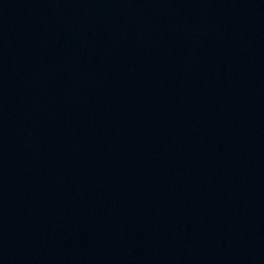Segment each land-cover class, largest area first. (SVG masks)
Masks as SVG:
<instances>
[{
    "label": "water",
    "instance_id": "water-1",
    "mask_svg": "<svg viewBox=\"0 0 264 264\" xmlns=\"http://www.w3.org/2000/svg\"><path fill=\"white\" fill-rule=\"evenodd\" d=\"M0 264H264V0H0Z\"/></svg>",
    "mask_w": 264,
    "mask_h": 264
}]
</instances>
